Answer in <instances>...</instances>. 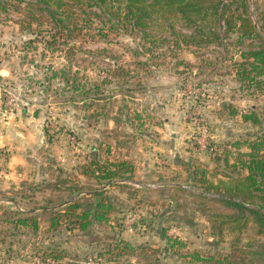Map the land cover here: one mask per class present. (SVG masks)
Masks as SVG:
<instances>
[{
    "label": "rangeland",
    "instance_id": "obj_1",
    "mask_svg": "<svg viewBox=\"0 0 264 264\" xmlns=\"http://www.w3.org/2000/svg\"><path fill=\"white\" fill-rule=\"evenodd\" d=\"M15 8L0 9V264H46L57 248L67 254L60 264H218L194 261L191 252L232 254L228 238L214 244L210 234L211 218L228 209L193 194L220 197L229 173L233 180L246 173L232 165L236 153L227 165L221 160L237 152L236 137L261 130L240 112L255 108L264 121V93L235 77L238 49L186 44L170 31H149L154 43L138 30L99 31L82 13L70 32H57L47 19L29 27L25 11ZM64 78L77 81L67 85ZM106 159L128 160L134 179L112 186L85 173ZM101 186L118 202L114 223L83 231L65 217L51 226L47 207L82 200ZM31 211L39 216L37 231L13 224ZM163 220L183 247L160 236ZM119 236L146 255L99 259ZM261 262L253 256L237 264Z\"/></svg>",
    "mask_w": 264,
    "mask_h": 264
},
{
    "label": "trees",
    "instance_id": "obj_2",
    "mask_svg": "<svg viewBox=\"0 0 264 264\" xmlns=\"http://www.w3.org/2000/svg\"><path fill=\"white\" fill-rule=\"evenodd\" d=\"M252 1L0 0V9L9 11L15 6L18 11H25L23 23L29 27L37 21L40 25L42 20L47 19L57 29V32L66 30L70 32L75 29L78 24L75 21L76 16H81L82 13L88 19L97 20L94 23L99 26V31L103 29L138 30L153 43L154 38L149 31L158 30L170 31L176 35L177 39L183 35L184 40L181 41L198 47L219 45L225 48L228 44H232L235 49H238L237 53L241 57L240 61L235 62L236 79L247 89L264 93V0H254L256 16L253 14ZM90 23L93 22L90 21ZM178 25L182 29H187L189 33L178 35ZM71 26H74L72 30ZM243 46L246 47L245 50H242ZM63 81L69 85L70 81L75 83L77 80L76 78H64ZM94 88L98 91L99 85ZM240 115L247 122L260 124L261 130L253 138L236 137L231 142V146L235 147L237 152L228 150L221 160L227 165L229 154L236 153L237 157L232 165L235 168L240 165V169L242 168L246 173L234 180L233 174L229 173L230 181L224 184L225 190L220 197H212L209 190L193 194L194 197L202 198L203 202H209L211 199L228 209L227 214H216L214 218H211L212 231L210 234L214 238V244L228 238L233 252L230 255L215 256L211 252L205 254L203 251L194 249L191 252L194 261L237 264L238 259L250 261L255 256L262 261L259 264H264V121L261 120L255 108L249 112H240ZM114 120L117 121V118ZM243 147L247 150L243 151ZM94 163L96 166L92 170L85 169V173L90 172V175L98 181L111 182L117 178L130 179L132 177L133 168L128 160L110 161L106 159L99 163L97 160ZM192 174H194L192 178L196 179L198 174ZM200 175L203 177L201 180L206 179L207 171L202 170ZM116 184L124 186L123 183ZM68 189L74 192L79 191L75 188ZM73 191L71 193H74ZM134 195H137V192H132V196ZM114 197L109 195L107 190H88L82 200H64L60 203L62 206H54L52 210L47 207L45 210L54 211L55 216L53 214L49 218L52 227L65 223L61 221V218L66 217L68 224H73V227L79 230L87 231L94 224L104 226L111 220L112 213L119 212ZM31 212L34 213V211ZM120 219L117 218L119 225H121ZM13 224L21 227L30 226L37 231L40 226L39 216L18 214ZM251 229L252 234L249 232ZM166 232L167 228H164L165 235ZM166 237L174 249L183 247L186 243L178 236ZM255 242L257 243L254 244ZM110 243L113 246L112 250L109 253L98 252L99 259L107 254L106 259L115 260L124 255L126 251L136 257L146 255L145 252H137V245L122 238L113 239ZM142 245L145 249L153 248L149 244ZM59 249H54L45 256L46 264H60L62 259L67 257V254ZM155 259L159 261L158 258Z\"/></svg>",
    "mask_w": 264,
    "mask_h": 264
},
{
    "label": "crops",
    "instance_id": "obj_3",
    "mask_svg": "<svg viewBox=\"0 0 264 264\" xmlns=\"http://www.w3.org/2000/svg\"><path fill=\"white\" fill-rule=\"evenodd\" d=\"M153 108V107H152ZM158 108V107H157ZM160 142H161V140H160ZM162 143H165V141H163L162 140ZM172 146V145H171ZM149 171V170H148ZM134 173V172H133ZM131 180H133L132 178H130ZM111 183H113V185L112 186H116V185H118V184H116V183H125V182H122V181H118L117 179H115V180H112L111 181ZM127 185H129L128 183H127ZM120 186V185H119ZM97 189H103V190H107L108 188H106V187H104V186H101L100 188H97ZM134 189V188H133ZM88 192V191H87ZM133 198H135V199H137L138 197H133ZM117 204H118V202H117ZM119 208V207H118ZM118 213V212H117ZM115 214V213H114ZM112 215H113V213H112ZM111 215V216H112ZM121 220V219H120ZM118 221V220H117ZM122 221V220H121ZM120 221V222H121ZM110 223L112 222L111 220L109 221ZM112 223H114V222H112ZM164 225V220L162 221V224H161V226H162V228H161V237L162 238H167L166 236H168V234H167V232H168V229H167V232H166V235H165V233H164V228H166V226H163ZM119 238H122V239H124V240H127V241H129L131 244H133V245H136V243H133L132 241H130V240H128L127 238H124V237H122V236H119ZM145 244H149V243H147V242H144Z\"/></svg>",
    "mask_w": 264,
    "mask_h": 264
}]
</instances>
